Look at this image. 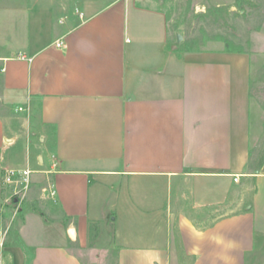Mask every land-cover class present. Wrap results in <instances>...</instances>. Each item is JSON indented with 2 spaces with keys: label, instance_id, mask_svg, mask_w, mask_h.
Segmentation results:
<instances>
[{
  "label": "crops",
  "instance_id": "crops-1",
  "mask_svg": "<svg viewBox=\"0 0 264 264\" xmlns=\"http://www.w3.org/2000/svg\"><path fill=\"white\" fill-rule=\"evenodd\" d=\"M5 1L0 161L26 141L17 167L57 190L53 221L27 212L7 237L9 264H89L69 244L90 249L94 225L92 257L116 264H264L249 57L182 50L140 0Z\"/></svg>",
  "mask_w": 264,
  "mask_h": 264
},
{
  "label": "rangeland",
  "instance_id": "rangeland-1",
  "mask_svg": "<svg viewBox=\"0 0 264 264\" xmlns=\"http://www.w3.org/2000/svg\"><path fill=\"white\" fill-rule=\"evenodd\" d=\"M139 2L158 10L165 16L171 40L182 50H227L244 53L249 57L252 145L248 171H254L264 158V0H140ZM5 3L11 6L15 4L14 0H6ZM177 35L183 37L181 43L177 42ZM0 111L6 112L1 107ZM26 147V141L25 143L23 141L5 152L4 159L0 161L1 177L3 169L20 168L17 166L24 164ZM1 194L3 218L0 222L8 231L9 242L15 238L14 227L27 212L41 214L46 220L53 221L50 217L51 206L41 199L38 185L31 186L23 201L11 198L5 188H2ZM70 232L74 238L75 230L71 229ZM103 233H109L106 226H91L90 249L83 250L77 243H70L69 248L85 263L116 264L114 251L105 249L104 259L94 257L100 261H95L90 253ZM0 264H9L5 254L0 258Z\"/></svg>",
  "mask_w": 264,
  "mask_h": 264
},
{
  "label": "built area",
  "instance_id": "built-area-1",
  "mask_svg": "<svg viewBox=\"0 0 264 264\" xmlns=\"http://www.w3.org/2000/svg\"><path fill=\"white\" fill-rule=\"evenodd\" d=\"M57 47H63V43L58 42ZM14 111L17 114L25 115V118H28L30 115L29 108L26 106H17ZM8 142L10 143V141ZM54 166H56V164H54ZM34 173L35 171L28 167L5 168L2 175L3 188L9 191L11 198L23 201L32 186V175ZM41 199L50 204V211L51 209L55 208L57 203V190L54 184L49 182L45 187L42 188ZM14 214L16 215L17 212ZM7 233L8 231L3 228L0 222V258L3 257L5 252Z\"/></svg>",
  "mask_w": 264,
  "mask_h": 264
},
{
  "label": "water",
  "instance_id": "water-1",
  "mask_svg": "<svg viewBox=\"0 0 264 264\" xmlns=\"http://www.w3.org/2000/svg\"><path fill=\"white\" fill-rule=\"evenodd\" d=\"M183 40V37L181 35H177V42L181 43Z\"/></svg>",
  "mask_w": 264,
  "mask_h": 264
},
{
  "label": "trees",
  "instance_id": "trees-1",
  "mask_svg": "<svg viewBox=\"0 0 264 264\" xmlns=\"http://www.w3.org/2000/svg\"><path fill=\"white\" fill-rule=\"evenodd\" d=\"M263 163H264V158H263V160L260 162L259 166H258L256 169H259V168L263 165Z\"/></svg>",
  "mask_w": 264,
  "mask_h": 264
}]
</instances>
